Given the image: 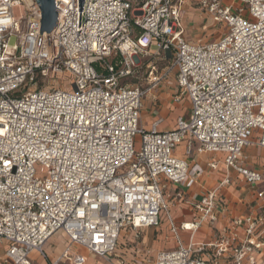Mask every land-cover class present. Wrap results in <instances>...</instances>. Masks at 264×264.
<instances>
[{
	"label": "built area",
	"instance_id": "2783aa9c",
	"mask_svg": "<svg viewBox=\"0 0 264 264\" xmlns=\"http://www.w3.org/2000/svg\"><path fill=\"white\" fill-rule=\"evenodd\" d=\"M190 1L83 0L78 28V0H54L57 24L40 34L35 0H0V242L10 264L44 257L57 233L67 245L50 264H85L82 252L109 260L123 230L157 228L161 213L175 248L152 264H264V214L236 217L195 243L217 219L216 190L187 201L193 218L179 226L164 198L162 181L197 183L203 154L223 156L220 187L230 171L261 182L242 161L246 148L264 149V0H196L220 32L198 43L182 21ZM17 6L26 12L22 33ZM142 67L146 90L132 84ZM48 74L66 75L72 91L37 89ZM169 76L172 101L186 97L184 113L171 130H158L161 120L144 129L142 99Z\"/></svg>",
	"mask_w": 264,
	"mask_h": 264
},
{
	"label": "crops",
	"instance_id": "0c3cea01",
	"mask_svg": "<svg viewBox=\"0 0 264 264\" xmlns=\"http://www.w3.org/2000/svg\"><path fill=\"white\" fill-rule=\"evenodd\" d=\"M186 6H191L190 10L192 12L186 11ZM196 12H198L196 0H192L185 5L182 13L183 25L190 39L198 43L210 42L217 38L220 33L219 30L217 28L215 30V26L210 25V19L206 15L198 17ZM211 35L215 37L212 39ZM146 95L142 99L140 126L148 129L153 122L161 120L157 129L161 131L171 130L176 119L183 115L186 108V106H182L183 109H179V104L183 105L186 102L176 105L168 98H162L161 95L157 98L152 96V100L147 101L145 99ZM185 146L184 142L176 148V156L184 157ZM195 147L196 144H193L192 148ZM243 159L242 162L247 168L261 175L260 183L254 185L246 184L239 174L230 171L229 184L220 187L225 173V168L222 164L223 156L220 154H203L196 158L198 164L205 168V172L192 187L187 188L162 181L164 184V198L169 208L170 216L176 226L190 222L193 218V212L186 204L187 201H197L206 192L216 190L215 213L217 219L194 236L195 243L211 241L220 228L228 226L236 217L246 215L260 216L264 214V197L257 198L259 192H264V149L259 147L246 148L243 152ZM213 160L217 162L216 168L211 170L206 168L207 163ZM164 219L165 225L161 223L157 228H147L138 231L123 230L119 236L115 254L109 260L98 257L93 258L88 256L86 252H82L86 260L85 264H152L158 252L175 248V241L165 215ZM179 234L183 243H187L189 234L182 231H179ZM164 238L167 239L166 242ZM53 239L59 240L60 246L53 244ZM66 245L67 239L61 233L55 234L43 247L44 257L36 252L30 254L31 264L52 263L61 256ZM5 251L6 246L0 242V264H10L5 258ZM59 264L69 263L62 260Z\"/></svg>",
	"mask_w": 264,
	"mask_h": 264
},
{
	"label": "rangeland",
	"instance_id": "374dc122",
	"mask_svg": "<svg viewBox=\"0 0 264 264\" xmlns=\"http://www.w3.org/2000/svg\"><path fill=\"white\" fill-rule=\"evenodd\" d=\"M224 2L226 4H229V0H224ZM192 6V5H191ZM191 6H186V11H190L192 12V10H190ZM198 14V17H203V14H201L199 11L196 12ZM26 16V12L23 6H17L15 8H13V17L15 20L20 22V32L22 33L24 31V18ZM212 23L210 22V25ZM216 30V28H214ZM215 35H217L215 33ZM213 37H215L214 35H211V38L213 39ZM213 41V40H211ZM210 41V42H211ZM165 66L164 62H160L158 65L159 70L163 69ZM137 78L132 80V84H136L138 85L142 90H146L148 88V85L146 83L145 80V75H144V69L143 67L140 68L138 70V73L136 74ZM37 89H52V88H60L62 90L65 91H72L71 88V83L69 81V79L67 78L66 75L63 74H48L47 77L44 78H39L37 81V85H36ZM175 92V82H174V78L173 76H169L168 78H165L163 80H161L157 86V88L151 90V92L146 95V100H152V96H155L156 98L159 97V95H161L162 98H168L170 101H172V97L173 94ZM186 102V103H185ZM183 103L185 104H179V103H174V104H179V109H183L182 106H186L187 105V101H186V97L185 95L183 96ZM188 113H185V119L188 117ZM136 141H139V136L136 137L135 139ZM41 168L37 167L38 172L40 171ZM161 223L165 225V219H164V213H161ZM165 242L167 241L166 238H164ZM53 244H56L58 246H60V241L53 239L52 241Z\"/></svg>",
	"mask_w": 264,
	"mask_h": 264
},
{
	"label": "water",
	"instance_id": "95a60500",
	"mask_svg": "<svg viewBox=\"0 0 264 264\" xmlns=\"http://www.w3.org/2000/svg\"><path fill=\"white\" fill-rule=\"evenodd\" d=\"M41 12L40 30L39 33H50L57 24V12L54 0H35ZM83 0H78L79 23L80 26V12L82 11Z\"/></svg>",
	"mask_w": 264,
	"mask_h": 264
}]
</instances>
